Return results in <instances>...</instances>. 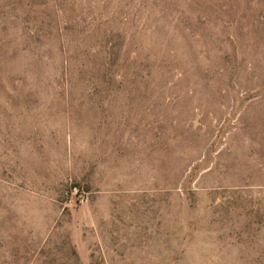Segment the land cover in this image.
<instances>
[{"label": "rangeland", "instance_id": "1", "mask_svg": "<svg viewBox=\"0 0 264 264\" xmlns=\"http://www.w3.org/2000/svg\"><path fill=\"white\" fill-rule=\"evenodd\" d=\"M0 264H264V0H0Z\"/></svg>", "mask_w": 264, "mask_h": 264}]
</instances>
